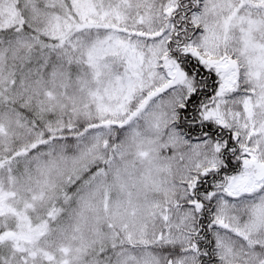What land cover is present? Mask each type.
<instances>
[{
  "label": "snow or ice",
  "instance_id": "1",
  "mask_svg": "<svg viewBox=\"0 0 264 264\" xmlns=\"http://www.w3.org/2000/svg\"><path fill=\"white\" fill-rule=\"evenodd\" d=\"M0 264H264V0H0Z\"/></svg>",
  "mask_w": 264,
  "mask_h": 264
}]
</instances>
